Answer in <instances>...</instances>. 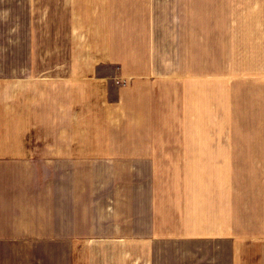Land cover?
Segmentation results:
<instances>
[{"label":"crops","instance_id":"obj_1","mask_svg":"<svg viewBox=\"0 0 264 264\" xmlns=\"http://www.w3.org/2000/svg\"><path fill=\"white\" fill-rule=\"evenodd\" d=\"M190 3L0 0V264H264V16Z\"/></svg>","mask_w":264,"mask_h":264},{"label":"rangeland","instance_id":"obj_2","mask_svg":"<svg viewBox=\"0 0 264 264\" xmlns=\"http://www.w3.org/2000/svg\"><path fill=\"white\" fill-rule=\"evenodd\" d=\"M190 5L183 6L185 16H264V0H250L249 4H230V0H205L204 4H200L197 0H190ZM240 1V0H239ZM158 12L162 16H168L165 5H157ZM239 174L243 176L246 173L245 166H239ZM252 170L256 173V177L260 178V167H253ZM201 176L203 171L205 178H214V168L212 166L201 167Z\"/></svg>","mask_w":264,"mask_h":264}]
</instances>
